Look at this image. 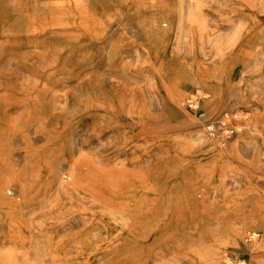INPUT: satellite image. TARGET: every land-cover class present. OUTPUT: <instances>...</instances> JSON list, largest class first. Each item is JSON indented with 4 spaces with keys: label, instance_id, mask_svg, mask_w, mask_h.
I'll return each mask as SVG.
<instances>
[{
    "label": "rangeland",
    "instance_id": "1",
    "mask_svg": "<svg viewBox=\"0 0 264 264\" xmlns=\"http://www.w3.org/2000/svg\"><path fill=\"white\" fill-rule=\"evenodd\" d=\"M262 228L264 0H0V264H260Z\"/></svg>",
    "mask_w": 264,
    "mask_h": 264
},
{
    "label": "built area",
    "instance_id": "2",
    "mask_svg": "<svg viewBox=\"0 0 264 264\" xmlns=\"http://www.w3.org/2000/svg\"><path fill=\"white\" fill-rule=\"evenodd\" d=\"M186 106L193 110L196 108V99L193 98L192 96L189 97L187 100H186ZM233 117H236V115H234ZM231 116H226V114L224 115V119H226L227 121L230 120ZM210 126H213V125H210ZM237 129H240V127H235ZM227 132H233L234 129L233 128H228V129H225Z\"/></svg>",
    "mask_w": 264,
    "mask_h": 264
},
{
    "label": "bare ground",
    "instance_id": "3",
    "mask_svg": "<svg viewBox=\"0 0 264 264\" xmlns=\"http://www.w3.org/2000/svg\"><path fill=\"white\" fill-rule=\"evenodd\" d=\"M259 231H262L263 234H264V228H262L261 230L259 229ZM259 231H256V232L259 233ZM236 234H237V232H236ZM256 234H257V233H255V232L253 231L252 233H250V236L253 237V236H255ZM240 246H241V245H240Z\"/></svg>",
    "mask_w": 264,
    "mask_h": 264
},
{
    "label": "crops",
    "instance_id": "4",
    "mask_svg": "<svg viewBox=\"0 0 264 264\" xmlns=\"http://www.w3.org/2000/svg\"><path fill=\"white\" fill-rule=\"evenodd\" d=\"M252 227V226H251ZM260 264H264V257L259 259Z\"/></svg>",
    "mask_w": 264,
    "mask_h": 264
}]
</instances>
